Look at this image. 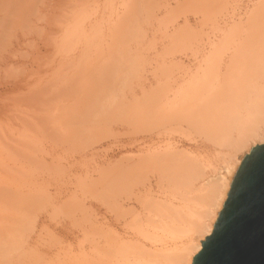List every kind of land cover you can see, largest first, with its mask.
<instances>
[{
  "label": "bare ground",
  "instance_id": "1",
  "mask_svg": "<svg viewBox=\"0 0 264 264\" xmlns=\"http://www.w3.org/2000/svg\"><path fill=\"white\" fill-rule=\"evenodd\" d=\"M261 143L264 0H0V264H193Z\"/></svg>",
  "mask_w": 264,
  "mask_h": 264
},
{
  "label": "water",
  "instance_id": "2",
  "mask_svg": "<svg viewBox=\"0 0 264 264\" xmlns=\"http://www.w3.org/2000/svg\"><path fill=\"white\" fill-rule=\"evenodd\" d=\"M193 264H264V143L246 154Z\"/></svg>",
  "mask_w": 264,
  "mask_h": 264
},
{
  "label": "rangeland",
  "instance_id": "3",
  "mask_svg": "<svg viewBox=\"0 0 264 264\" xmlns=\"http://www.w3.org/2000/svg\"><path fill=\"white\" fill-rule=\"evenodd\" d=\"M257 142V141H256ZM258 142H260V140H258ZM250 145H251V143H250ZM116 146V145H115ZM129 146V147H128ZM131 146L133 147V146H135V147H137V144H131ZM129 144H127V146L125 147V148H122L120 145L119 146H117V147H111V150H109V151H126L127 149L129 150H133L134 149V147L132 148ZM113 148H115V149H113ZM117 149V150H116ZM121 149V150H120ZM101 152H103V151H100V153ZM239 154V156L238 157H240V156H242V152L240 153H238Z\"/></svg>",
  "mask_w": 264,
  "mask_h": 264
}]
</instances>
